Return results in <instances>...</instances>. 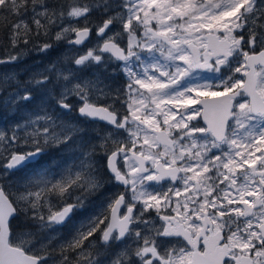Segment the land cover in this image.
<instances>
[{"label":"snow or ice","instance_id":"snow-or-ice-1","mask_svg":"<svg viewBox=\"0 0 264 264\" xmlns=\"http://www.w3.org/2000/svg\"><path fill=\"white\" fill-rule=\"evenodd\" d=\"M93 8L113 14L97 26L96 45L73 63L82 69L120 62L128 80L122 101L126 114L94 102L120 98L99 78H78L52 65L28 82L46 87L51 82L46 73L54 72L58 108L71 112L69 101L76 97L83 120L114 129L100 147L114 145L107 167L125 191L60 246L61 264H68L64 253L69 249L80 250L78 262L98 264L99 253L93 254L89 240L97 231L102 248L122 244L112 264H264V6L257 0H96L92 5L70 0L65 12L47 0H0V27L17 47L32 35L46 36L59 22L64 26L55 39L83 46L91 29L75 22L87 21ZM116 25L122 31H115ZM49 48L42 44L36 50ZM18 59L13 55L0 64ZM13 84L5 107L33 100L32 90L22 88L15 75L0 77V93ZM197 118L207 126L192 123ZM83 135L79 125L41 104L10 133L0 130V167L7 175L33 166L47 148L75 144ZM93 152H81L79 163L58 176L39 169L18 195L20 207L0 186V264H45L47 245L34 249L35 234L14 235L10 220L23 212L39 232L64 225L102 187ZM54 197L63 202L58 209ZM149 210L156 220L144 219ZM47 239L50 243L53 237Z\"/></svg>","mask_w":264,"mask_h":264},{"label":"flooded vegetation","instance_id":"flooded-vegetation-1","mask_svg":"<svg viewBox=\"0 0 264 264\" xmlns=\"http://www.w3.org/2000/svg\"><path fill=\"white\" fill-rule=\"evenodd\" d=\"M85 25H87L91 29V34L88 44L82 47H77V46L69 45L67 39H63L62 42L64 43L67 42L66 46H72L75 49H81L83 47L86 48L87 46H91L92 44L96 45V43L93 40L95 39V37H97L96 35L97 25L94 22H85L81 24L78 23L77 27L83 28ZM114 30L122 31L120 29V26L118 25L114 27ZM74 38L75 36L74 34H72L69 39H74ZM125 40H126L125 37L120 38L119 43L121 47L126 46ZM18 54L19 53H17L16 55ZM27 54L28 53L26 54L23 53L24 56H26ZM43 54L45 56H48V61H56L51 59L53 57L52 54L50 53L49 54L43 53ZM54 55L58 57L59 60L57 59V61L65 63V65L62 66V68L60 69L61 71L74 72L78 78H83V79L99 78L101 81H103V83L107 86V88L113 90V95H115L116 90H118L120 96L118 100H113L111 98H101L99 100H95L94 102L102 105H111L118 111V114H126V109L123 106L122 101L124 99V90L126 84L128 83V80L125 73L121 70L120 62L116 61L117 63L111 64L112 67L111 69L104 70V67H100L96 65H90L88 67L80 69L77 66L73 67L70 64L74 60V58H72L74 54L68 53V54H54ZM35 57L38 58L39 56L34 55L33 58ZM8 59L9 58L0 59V60L8 61ZM44 60L45 59L38 61L32 67L37 68L39 65H41L44 62ZM14 62H6V63H13V64L19 63V62H15V63ZM18 66L20 67V63L18 64ZM136 70H139V68L137 67ZM15 74H17L16 78L18 80L20 78L19 70H14V72L11 73L10 75H15ZM204 75L207 76L209 74L204 73ZM237 75L239 76L240 74ZM31 77L32 76H30V78ZM18 82L22 88L27 87L32 90L33 100L30 102H22L15 109L7 108L4 106V100L7 98L8 93L15 89V85L13 84L8 88H6L5 89L6 96L4 98L0 97V105L2 106V107L0 106V118H1L0 130L10 133L11 129L15 124L22 122V120L25 117L36 112L39 109V105H38L39 98L37 95L41 94V96L44 97L45 95H47L48 90L51 89L53 91V95L49 96L48 101L44 105L50 111H53L55 112V114L59 115L66 122L79 125L81 128L84 129L85 135L77 137L75 144H70L69 146L61 145L59 148H54V147L47 148L46 151L41 155L39 162L33 166H29L27 168L15 171L14 173H9L7 175L4 174V169L0 167V186L4 188V191L9 195V199L13 201L15 206L20 207V205L17 202V197L21 192L25 190V185L28 179L31 176H33L39 169L42 168L49 169L54 176H58V174L63 171L64 167L79 162L81 152H87L94 148V152L91 158L95 163L96 173L102 182V187L95 193L88 196L87 200L85 201V206L83 209L74 211V213L71 215V218L64 225L59 226L58 228L52 231V234L50 236L53 237V239L51 240L50 243L49 241H45V239L42 241V243L49 246V248L53 247L55 249H60V246L70 241L72 237L75 235L76 230L81 225L86 224L90 217L98 214L104 208V206L109 202L110 199L115 198L117 194L125 191L123 186L118 185L112 180L107 167V158L108 155H110L111 151L113 150L114 145L109 141L103 149L100 147V144L103 141V139L109 133H114V129L112 128L111 125L103 121L83 120L78 112L80 101L76 97L70 98L69 102L72 104L71 112H66L65 110L58 108L55 104V96L59 94L60 89H58L57 91V88H55L53 85H49L46 88H42L29 84L28 83L29 80L26 82H22V80H18ZM195 107L199 108L200 105H195ZM177 119H179V116H177ZM192 123L196 124L199 127L207 126L206 122L202 118H197V120L193 121ZM161 127L164 126L161 125ZM119 138L125 139L126 137L123 134H121ZM122 165H123V161L118 160V166H122ZM168 185H169L168 181L163 182V186L165 189L167 188ZM175 186L180 187L181 185L179 184V182H175ZM76 194L79 195V193ZM127 199L128 196L126 194V200ZM174 199L182 200L183 196ZM57 200L58 199L54 197L52 202ZM68 202L71 203L73 201L69 200ZM62 203L63 202L61 201L60 204ZM137 209H139V205H137ZM123 211L124 209L122 208L121 213H123ZM167 211L168 213L171 212L170 209ZM21 216H24L23 212H18L15 215V217L10 220V223L12 224L16 219H19ZM144 219L156 220L157 219L156 212L154 210H149V212L145 213ZM34 226H35L34 228L36 230V234L34 235L33 240L35 241L36 244H41V236L45 237V232H39L37 226L36 225ZM101 228H103V225H101ZM100 236H101L100 231H97L92 237L89 238V240L92 241L94 245L91 251L93 252L94 255L97 252L99 253V256L97 257L98 264H112V261L115 258V254L121 249L122 244L114 243L111 245V247L107 249L102 248ZM84 243L85 246L87 247L89 241H85ZM79 251H80L79 249L75 251H72L70 249L66 250L65 254L68 256V264H86V262H84L83 260H80L78 262ZM36 254H40V253H36Z\"/></svg>","mask_w":264,"mask_h":264},{"label":"rangeland","instance_id":"rangeland-1","mask_svg":"<svg viewBox=\"0 0 264 264\" xmlns=\"http://www.w3.org/2000/svg\"><path fill=\"white\" fill-rule=\"evenodd\" d=\"M110 2H111V0H110ZM115 2L119 3V2H121V0H115ZM257 2H258V5L264 6V0H257ZM105 14L108 17V15L113 14V11L110 9L109 12L105 13ZM89 16H91L90 13L88 14L87 21H85L83 18H80L78 22H75V26L77 27L78 23L81 24V23L89 22ZM90 22H93V21H90ZM66 23H67V21H65V24ZM62 26H64V25H62V24H60L58 22L56 25H53V26H51L49 28V31H50L49 34L52 33L51 38H53L55 36L56 32L59 31L60 27H62ZM120 29H121V27H120ZM49 34H47L46 36L45 35H40V36L32 35V36H30L29 37V43L27 45H29L31 47V50L33 51V53L29 54L28 52H25V54L28 53L26 56H24L23 53H22L23 47H25L26 45L23 44V43H20L15 48V55L17 54V49H18V53H19L18 56L20 57V59L16 60L15 62H19L20 63V67L18 66L19 63L18 64H13V63L0 64V77H3L5 75H10L11 73L14 72V70H19L20 78L18 80H22V82H26V81L31 79L30 76H33L34 74H37V73H40V72H44L43 71L44 69L50 68L52 65H56V69L57 70H60L62 68V66L65 65V63L57 61L58 57L55 56L53 54V52L54 53H61V50H62V51H64L65 54H68V53L74 54V56H72V58H75L78 55H82L88 48H92V47L95 46L94 44H92L91 46H87L86 48L83 47L81 49H75L72 46L65 47L66 44L63 43L62 40H61V42H59L57 44V47H55V48H53L52 45H55L56 43L54 41L50 42L52 45H51V48H49L47 50V52H39V51H37L36 49L38 48V46L44 44L43 43V38L44 37H48ZM71 35L72 34H70V36ZM70 36H69V38H70ZM98 40H99V38L95 37V39L93 41L95 43H97ZM94 42H92V43H94ZM125 42H126V40H125ZM43 53L52 54L53 57L51 59L52 60H56V61H48V56H45ZM34 55L39 56V57L38 58L37 57L33 58ZM42 59H45V60H44V62L41 65H39L37 68H33L32 67L35 63H37L38 61H41ZM115 63H117V62L114 61V60L113 61H109L107 63V65L104 66V70L105 69H111L112 68L111 64H115ZM70 64L73 67L75 66L73 62H71ZM11 68H13V69H11ZM117 68H115V69H117ZM31 72H33V73H31ZM46 74H48L50 76V78H51V82L46 87H48L49 85H53L55 88H57V91H58V89H60V88H59V86L56 83L55 73L54 72H49V73H46ZM15 76H17V74H15ZM46 87H42V88H46ZM5 96H6L5 91L3 93H0V97L1 98H4ZM37 96L39 98V95H37ZM48 98H49V95H45L44 97H42L41 94H40L39 107H40L41 104H45L48 101ZM76 163H79V162H76ZM52 203L55 205V207L61 206V204H60L61 201L60 200L53 201ZM52 231L51 232H45V237L41 236V243H42V241L44 239H45V241H48L47 238L52 234ZM13 234L14 235H19L21 233H13ZM39 246H40V244H36L35 241L33 240V248L35 249V248H38ZM61 260H62L61 258H54V257L48 255V259L45 262V264H61Z\"/></svg>","mask_w":264,"mask_h":264},{"label":"trees","instance_id":"trees-1","mask_svg":"<svg viewBox=\"0 0 264 264\" xmlns=\"http://www.w3.org/2000/svg\"><path fill=\"white\" fill-rule=\"evenodd\" d=\"M47 2L49 5H51L53 8L57 10L63 7V10L66 12L68 8V4L70 3V0H47ZM95 2L96 0H78V3L80 4L92 5ZM90 14L91 16H89V22L93 21L97 26L102 25V23L108 18L102 9L97 10L93 8ZM12 19H15V17H13ZM49 32L50 31L48 30V34ZM9 35L10 33L7 29L0 27V59H6L8 57L15 55L16 47H13L12 42L9 39ZM51 36H52V33H50L48 37H44L43 43L52 45L50 42H52L54 37L51 38ZM25 52L33 53L29 45H26L25 47H23L22 53H25ZM17 53H18V50H17ZM11 225H12L13 233L31 232V233L36 234V230L34 228L35 224L30 219H28L25 215L21 216L19 219H16ZM46 251L49 256H52L54 258H62V253L60 249H55L53 247L49 248V246H47Z\"/></svg>","mask_w":264,"mask_h":264},{"label":"bare ground","instance_id":"bare-ground-1","mask_svg":"<svg viewBox=\"0 0 264 264\" xmlns=\"http://www.w3.org/2000/svg\"><path fill=\"white\" fill-rule=\"evenodd\" d=\"M44 37V36H43ZM9 58V57H8ZM8 64V63H7ZM6 64V65H7ZM43 97V96H42ZM39 98H40V95H39ZM35 102H36V100H35ZM40 102V101H39ZM39 105V104H38ZM1 106V105H0ZM2 107V106H1ZM31 109V108H30ZM37 109V108H36ZM7 110V109H6ZM3 111V110H2ZM11 112V111H10ZM6 113V112H5ZM9 113V112H8ZM4 116V115H3ZM18 116V115H17ZM4 118V117H3ZM1 119V118H0ZM9 120V119H8ZM2 121V120H1ZM12 123V122H11ZM2 125V124H1ZM58 160V159H57ZM44 161V160H43ZM55 162V161H54ZM28 173V172H27Z\"/></svg>","mask_w":264,"mask_h":264},{"label":"water","instance_id":"water-1","mask_svg":"<svg viewBox=\"0 0 264 264\" xmlns=\"http://www.w3.org/2000/svg\"><path fill=\"white\" fill-rule=\"evenodd\" d=\"M12 219V218H11Z\"/></svg>","mask_w":264,"mask_h":264}]
</instances>
